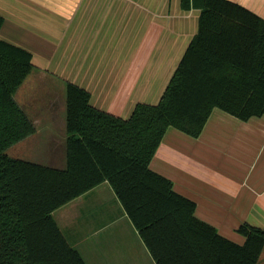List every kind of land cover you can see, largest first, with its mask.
Here are the masks:
<instances>
[{
    "label": "crops",
    "instance_id": "1",
    "mask_svg": "<svg viewBox=\"0 0 264 264\" xmlns=\"http://www.w3.org/2000/svg\"><path fill=\"white\" fill-rule=\"evenodd\" d=\"M231 1L264 18V0ZM0 15V38L30 51L34 65L14 97L36 131L7 153L64 168L67 82L122 118L137 103L156 104L198 31L200 10H183L181 0H0ZM150 167L222 236L243 244L241 223L264 228V115L241 120L214 108L196 138L169 128ZM53 217L86 264H157L107 181ZM256 264H264V248Z\"/></svg>",
    "mask_w": 264,
    "mask_h": 264
},
{
    "label": "trees",
    "instance_id": "2",
    "mask_svg": "<svg viewBox=\"0 0 264 264\" xmlns=\"http://www.w3.org/2000/svg\"><path fill=\"white\" fill-rule=\"evenodd\" d=\"M181 7L200 10L198 31L156 104L137 103L122 118L67 82L64 168L7 153L36 131L14 97L34 65L30 51L0 38V264H86L53 212L105 181L157 264L258 262L264 228L241 223L243 244L222 236L150 163L169 128L196 138L214 108L241 120L264 115V18L231 0Z\"/></svg>",
    "mask_w": 264,
    "mask_h": 264
},
{
    "label": "rangeland",
    "instance_id": "3",
    "mask_svg": "<svg viewBox=\"0 0 264 264\" xmlns=\"http://www.w3.org/2000/svg\"><path fill=\"white\" fill-rule=\"evenodd\" d=\"M45 146H46V144L41 145L42 150L44 149ZM40 161L47 162V161H49V159H40Z\"/></svg>",
    "mask_w": 264,
    "mask_h": 264
}]
</instances>
